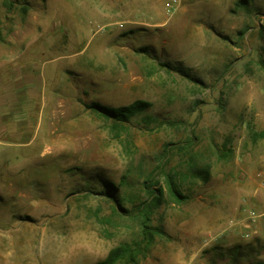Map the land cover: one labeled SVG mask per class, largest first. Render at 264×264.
Returning a JSON list of instances; mask_svg holds the SVG:
<instances>
[{
	"label": "rangeland",
	"instance_id": "1",
	"mask_svg": "<svg viewBox=\"0 0 264 264\" xmlns=\"http://www.w3.org/2000/svg\"><path fill=\"white\" fill-rule=\"evenodd\" d=\"M7 1L0 264L105 259L140 238L116 199L136 211L152 176L164 202L136 264H264V0ZM137 99L153 105L127 129L89 107ZM161 167L189 175L185 200Z\"/></svg>",
	"mask_w": 264,
	"mask_h": 264
},
{
	"label": "trees",
	"instance_id": "2",
	"mask_svg": "<svg viewBox=\"0 0 264 264\" xmlns=\"http://www.w3.org/2000/svg\"><path fill=\"white\" fill-rule=\"evenodd\" d=\"M241 1L242 0H240V2ZM7 3L13 5L11 0H8ZM152 105L153 103L151 101L137 99L129 104L120 106H110L94 101L89 107L101 116L112 120L114 124L112 128L113 130H117L120 128L125 129L126 122H129L132 116L142 113ZM262 135H264V133H262ZM192 146V144H188L181 147V150L187 154ZM190 168L192 170L194 167L190 165ZM159 174H162L167 185L168 194L172 199L178 202L186 199L187 196L182 191V180L188 178V174L180 173L179 171H176V169L167 170L164 167H161ZM194 174H198V176H201L204 180L209 178L208 168H202L201 171L195 172ZM159 182L157 176H152L147 179L145 182L147 199L142 200L134 212L124 208L120 201L116 199L117 207L122 213L133 214L139 221L140 238L131 242L122 243L112 248L105 259L96 264H136L138 262L139 256L144 253V250L148 248L153 240V214L164 202V189ZM110 184L113 186L115 185L113 182ZM113 198L115 199L114 196Z\"/></svg>",
	"mask_w": 264,
	"mask_h": 264
},
{
	"label": "crops",
	"instance_id": "3",
	"mask_svg": "<svg viewBox=\"0 0 264 264\" xmlns=\"http://www.w3.org/2000/svg\"><path fill=\"white\" fill-rule=\"evenodd\" d=\"M1 96H2V94L0 93V133L2 132L3 129L6 128L5 127L6 124L2 121L1 114L5 113L6 110L8 109V107L4 106L3 105L4 103L2 102L4 96L3 97H1ZM18 96H19V103L17 104L16 101H15L14 102V105L13 106H10V108H11L10 109L11 114H16L17 112L19 114L21 112L22 106H21L20 101L22 99V94L20 93ZM15 98H17V96H15Z\"/></svg>",
	"mask_w": 264,
	"mask_h": 264
},
{
	"label": "built area",
	"instance_id": "4",
	"mask_svg": "<svg viewBox=\"0 0 264 264\" xmlns=\"http://www.w3.org/2000/svg\"><path fill=\"white\" fill-rule=\"evenodd\" d=\"M177 3H178V0H169V1L167 2V7H168L169 9L174 8V7L177 5Z\"/></svg>",
	"mask_w": 264,
	"mask_h": 264
}]
</instances>
